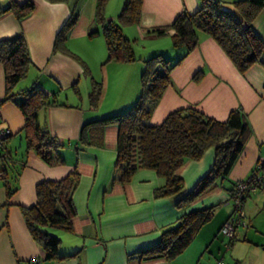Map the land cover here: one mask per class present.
Returning <instances> with one entry per match:
<instances>
[{
    "label": "crops",
    "instance_id": "crops-1",
    "mask_svg": "<svg viewBox=\"0 0 264 264\" xmlns=\"http://www.w3.org/2000/svg\"><path fill=\"white\" fill-rule=\"evenodd\" d=\"M26 1L32 3L33 11L25 19L17 21L11 13L0 16V41L24 40L30 66L13 91L34 86L52 100L51 106L38 112L37 121L56 140L61 164L47 166L26 149L23 117L13 103L3 102L0 65V129L11 133L0 146V264H28L32 260L36 264L209 262L210 256L221 252L226 240L219 230L232 215L228 190L232 184L245 181L258 161L264 162V47L259 62L240 74L214 41L197 32L196 47L168 74V86L150 111L148 125H159L169 113L191 107L218 122H223L229 112L240 111L249 129L227 179L216 181L215 188L179 209L175 207L177 201L211 169L213 150L176 170L183 185L176 195L156 198L164 180L151 170H137L127 183H119L117 128L95 122L121 115L132 106L140 93L141 64L137 60H107L102 35L96 29L101 26L92 23L95 0H0V8ZM218 1L232 10V3L240 0ZM199 5V0H141L136 30L142 34L169 27L179 13L193 14ZM71 13L77 14V21L54 47L56 35ZM113 19L104 15L106 22ZM124 28L122 33L127 30ZM251 28L264 46V3ZM171 35L173 31L168 30V44ZM166 48L172 60L183 54L181 49ZM97 86L99 94L93 99L92 89ZM72 171L77 174L70 196L72 232L63 235L58 250L65 259L44 261L43 251L26 230L20 208L34 204L39 182L59 181ZM210 207L214 208L211 219L179 255L171 260L138 258L140 251L157 243L164 230L177 224L183 212ZM243 210L247 224L235 229L233 242L228 250L223 249L221 257L227 256L232 264H243L247 259L264 264V187L246 194Z\"/></svg>",
    "mask_w": 264,
    "mask_h": 264
},
{
    "label": "trees",
    "instance_id": "trees-1",
    "mask_svg": "<svg viewBox=\"0 0 264 264\" xmlns=\"http://www.w3.org/2000/svg\"><path fill=\"white\" fill-rule=\"evenodd\" d=\"M107 1L95 0L92 23L101 26L107 60L132 63L135 57L121 27L137 26L141 0L125 1L116 18L118 25L104 20ZM199 3L198 10L193 14L179 13L169 27L147 30L148 34L159 37L165 36L168 30L173 31L170 36L171 47L176 51H183L181 56L174 59L173 66H169V60H164V54L160 52L148 56L150 58L143 62L140 73V93L132 106L121 115L95 122L100 126L114 125L117 128V181L127 183L137 170H151L164 180V186L155 192L156 198L180 193L183 185L175 174L176 170L188 160H199L206 150H213L211 169L190 192L177 201L175 207L179 209H185L194 200L215 188L216 181L227 179L244 148L249 129L240 111H231L223 122H218L191 107L169 113L159 125H148L150 111L168 86V74L196 47L197 32L214 41L240 74L259 62L264 47L251 28L264 0H240L232 3V10H227L218 0H199ZM32 11L33 5L29 1L21 5L11 2L7 8H0V16L11 13L17 21H21ZM77 18L76 13L69 15L56 35L54 47L58 41L67 37ZM91 35L90 33L89 36ZM0 65L4 82L3 102L13 103L23 117L26 149L33 151L47 166L61 164L56 153V140L37 121L38 112L51 106L52 100L34 86L13 91L30 66L22 37L0 41ZM91 94L95 99L99 94V87H93ZM260 169L264 174V162ZM252 172L253 170L251 174ZM76 178L77 174L72 171L62 180L39 182L34 189V204L20 208L26 230L31 240L43 251L44 261L59 262L65 259L58 254L60 241L50 235L48 230L72 232L70 220L74 216V209L70 196L75 189ZM236 184L237 182L232 184L228 190L230 198ZM263 187L264 181L258 186V190ZM6 194L10 196L11 191L7 189ZM213 212V207L183 212L177 224L164 230L157 243L140 251L138 258L171 260L176 257L191 242L199 228L211 219ZM233 239L234 233L229 246ZM261 248L264 252V243ZM76 255L77 253L71 256Z\"/></svg>",
    "mask_w": 264,
    "mask_h": 264
},
{
    "label": "rangeland",
    "instance_id": "rangeland-1",
    "mask_svg": "<svg viewBox=\"0 0 264 264\" xmlns=\"http://www.w3.org/2000/svg\"><path fill=\"white\" fill-rule=\"evenodd\" d=\"M125 1L126 0H108L107 1V4H106L105 9H104V15L108 18H112L114 16L113 24H115V25H118V21L116 20V18L119 15V13L121 12ZM81 2H86V0H81ZM124 27H125L124 29H127V30H124L125 32L123 33V35L130 42V47H131L132 52L134 54L135 60H137L141 64L142 68L144 66L143 62L145 60H147L148 58H150L148 56H153L151 54H154V52H160V53L164 54L163 59L164 60L168 59L169 60V63H168L169 66L170 67L173 66L174 60H171V58H173V55H169L167 53V48H166L168 46L171 48L170 39H168L169 40V44H168L167 38L165 36L159 37V36H155L151 33L148 34L147 33L148 31H144L142 34H139L136 30L135 25H125ZM94 29H95V26H94ZM96 29H97L99 35L101 36L100 27L96 26ZM92 31H93V29H92ZM100 36H98V37L100 38ZM96 37L97 36H95L94 39H96ZM74 39H76V38H73V40ZM242 211H244V210L242 209ZM243 215H244V212H243ZM243 221L245 224H247V221H245L244 219H243ZM48 233L50 235H52L53 237L57 238L59 241L62 240L63 235H66V232L63 230H60V229H54V230L50 229L48 231ZM227 242L228 241L226 239L224 242V245L222 246V244H221V252H215L216 254H214L213 257L212 256L209 257V260H210L209 262H205L203 259V260H201L202 262L200 264H207V263L208 264H216V262H218V261L223 262L224 264H226V263L232 264L233 262L227 256H225L223 259L221 257V255H223V251H224L223 249H225V245ZM243 264H256V263L254 261H251L250 259H247Z\"/></svg>",
    "mask_w": 264,
    "mask_h": 264
},
{
    "label": "built area",
    "instance_id": "built-area-1",
    "mask_svg": "<svg viewBox=\"0 0 264 264\" xmlns=\"http://www.w3.org/2000/svg\"><path fill=\"white\" fill-rule=\"evenodd\" d=\"M10 131L8 129H0V146L2 142L10 136ZM263 161H258L253 169L252 174L248 177L249 179L241 182H237L235 191L233 192L230 200L232 203V215L220 228L219 233L227 239V243L225 248L227 249L229 246V241L231 240L234 230L238 227H245V223L243 221V202L247 193L252 192L258 189L264 181V174L261 172L260 166ZM28 264H36V261H30ZM216 264H223L220 261L216 262Z\"/></svg>",
    "mask_w": 264,
    "mask_h": 264
}]
</instances>
